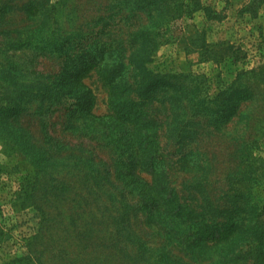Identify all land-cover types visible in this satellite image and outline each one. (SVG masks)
<instances>
[{
    "label": "trees",
    "instance_id": "1",
    "mask_svg": "<svg viewBox=\"0 0 264 264\" xmlns=\"http://www.w3.org/2000/svg\"><path fill=\"white\" fill-rule=\"evenodd\" d=\"M145 1L170 7V15L156 23L152 14L156 8L148 4L150 23L139 19L123 26L115 19L123 5L105 6L101 26L95 21L80 40L60 34L50 46L51 56L60 62L57 73L31 71L30 77L34 74L36 79L33 86L31 80L17 81V86L30 88L28 92L19 89L13 98L7 95L15 77L3 70L0 136L28 157L48 188L41 202L30 198L41 214L40 231L57 225L65 240L75 241L60 248L49 244L51 249L29 244L26 256L3 264H48V254L55 264H109L111 260L103 257L110 255L120 264H264V192L255 190L259 179L253 158V149L264 135V125H255L257 110L264 106V87L256 81H264V64L239 70L229 86L220 84L214 94L207 91L204 75L155 73L150 63L160 42L153 31L170 23L171 17H181L188 5L185 0ZM257 1L251 0L253 9ZM12 2L0 0V48L38 36L47 25L61 33L55 17L59 2L28 0L20 6ZM18 15L23 18L15 19ZM124 27L125 39L121 38ZM116 30L119 39L114 42L98 38ZM217 45L223 49L215 55L208 48L216 45L204 44L206 52L214 55L212 61H224L231 53L235 63L240 61L234 45ZM106 58L112 63H105ZM95 69L109 85L111 98H117L110 116L97 117L93 112L96 96L84 79ZM35 102L41 116L40 137L20 124ZM58 112L67 120L59 134L50 122ZM86 120L100 122L95 136L84 127ZM69 131L79 140L75 146L67 140ZM252 133L259 136L252 138ZM226 135L228 166L221 172L217 149L209 151L204 145L216 137L220 142ZM83 139L108 143L110 157L87 150ZM76 178L94 184L95 192L89 197L72 192L70 196L67 188L58 185L75 184L71 180ZM27 184L29 190L36 183ZM19 198L24 205L29 199ZM93 206L98 207L96 215ZM55 207L59 212L54 213ZM99 253L90 263L95 258L91 256Z\"/></svg>",
    "mask_w": 264,
    "mask_h": 264
},
{
    "label": "rangeland",
    "instance_id": "2",
    "mask_svg": "<svg viewBox=\"0 0 264 264\" xmlns=\"http://www.w3.org/2000/svg\"><path fill=\"white\" fill-rule=\"evenodd\" d=\"M28 0H13L12 4L18 6L23 5ZM186 7L181 17L176 15V18L171 17V22L164 25L161 29L156 28L153 33L158 32L156 38L159 40L156 51L153 53L150 68L155 73H185L204 75L207 79L208 89L210 94H214L219 85L229 86L239 70L257 68L264 64V0L257 1L255 6H250L251 0H185ZM59 2L58 14L56 19L60 22L62 28L61 33H56L54 27H44L45 31H41L40 35H34L31 38H22L21 41L5 44L0 48V87L3 86L2 72L11 71L15 77L11 80L10 86L7 88L8 94L11 98L15 96L16 90H23L28 92L30 88H21L17 86V81L26 82L31 80L32 86L36 84L35 75L31 71L39 72L41 75H52L59 71V60L51 56L50 46L56 42V39L61 34L62 38L72 36L75 40H80L83 36L88 34L90 27L96 25L97 21L101 26L105 20L99 17L103 16L105 6L113 3H120L124 9L116 15V22H122L123 26L129 21H143L150 23V16L147 14L148 4L145 0H49L51 5H56ZM135 4V5H134ZM140 7L138 17L134 18V11ZM156 11L152 14L157 18L156 23L164 20L170 15V7L163 8L151 6ZM250 9L247 11V9ZM253 9V11H252ZM117 11V10H116ZM173 13V11H172ZM174 14V13H173ZM257 15L255 18L253 15ZM52 15H49L48 20L52 23ZM15 19H22L20 15L14 17ZM48 20H46L48 22ZM101 28V27H100ZM124 27L121 38L125 39ZM1 31V30H0ZM118 31L110 33L106 36H99L100 40L115 41L119 39ZM225 43V46L234 45L240 52V61L234 62V59L228 57L219 63H215L211 59L214 55L206 52L204 44L216 45L208 49L213 50L216 54L223 49L219 43ZM40 46H46L48 49L42 50ZM127 49V46H124ZM122 48V50H125ZM219 54V53H218ZM105 63H112V59L106 58ZM40 78V77H39ZM264 87V81L256 80ZM12 83H16L12 86ZM84 83L92 89L96 96V107L94 114L97 117L110 116L113 109V102L117 98H111V91L108 84H106L100 74L99 70L95 69L89 72L84 79ZM5 88V87H4ZM32 88V87H31ZM1 91V90H0ZM38 102V101H36ZM30 104L33 107L28 113V117L24 118L20 123L27 131L34 136H42V129L40 124L41 116L36 108L37 103ZM258 120L255 125L256 128L264 125V106L260 105ZM40 112V111H39ZM50 116V115H49ZM50 119L52 131L59 134L62 126H64L66 119L62 118V114L55 113ZM108 117L105 124H108ZM84 127H87V132L90 136H95L96 124L100 123L95 120L84 121ZM72 132H68L67 140L71 146L79 143V140ZM259 133H252L251 137L255 138ZM228 135L219 138H214L210 141H205V148L209 151L216 150L220 155L219 167L221 172L227 168L226 150ZM84 147L87 150H92L94 153L100 155L101 158L108 159L110 157V149L108 143L102 144L97 140L83 139ZM166 145L165 139L162 142ZM173 148L169 149L171 152ZM253 158L255 159L256 177H258L259 185H256V192H264V135L258 140V143L253 149ZM262 165V166H261ZM177 176L179 172H176ZM176 176V177H177ZM175 177V178H176ZM177 179V178H176ZM38 180V182H36ZM44 179L40 178L35 173V168L32 166L28 157L12 148L0 136V264L10 261L17 257H24L28 252L27 245L32 244L37 249H51V246L60 248V244L67 246L73 245L75 241L64 239V233L61 228L55 225L50 231L42 230L40 225L41 214L34 208V199L40 200L43 191L48 193V188L44 186ZM29 182H35L31 185L29 190ZM26 182V183H25ZM75 184H67L64 186L58 184L62 188H67L66 193L79 194L89 197L91 193L95 192L97 187L85 184L87 181L76 178L71 180ZM33 189V190H30ZM71 189V191H70ZM90 189H92L90 191ZM28 190V191H27ZM19 196L29 198L24 205ZM29 196V197H28ZM36 197V198H35ZM34 198V199H30ZM36 202V201H35ZM41 202V200H40ZM41 204V203H40ZM91 211L96 215L98 211L97 206H93ZM59 212L54 209V213ZM39 236L38 239L34 237ZM49 244L51 245L49 247ZM71 249L73 246H71ZM71 256H73L71 254ZM100 256L94 254L95 257L90 263H94L95 259ZM50 254L46 256L47 263H54L50 258ZM109 264H120L119 259L110 255L103 257ZM56 260V258H54ZM57 262V260H56ZM88 260L85 263H89ZM55 264V263H54Z\"/></svg>",
    "mask_w": 264,
    "mask_h": 264
}]
</instances>
